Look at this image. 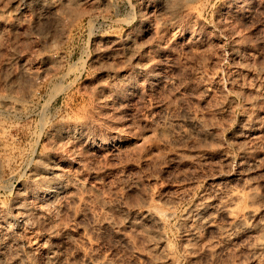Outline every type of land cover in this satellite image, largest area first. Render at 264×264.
<instances>
[{"label": "rangeland", "instance_id": "1", "mask_svg": "<svg viewBox=\"0 0 264 264\" xmlns=\"http://www.w3.org/2000/svg\"><path fill=\"white\" fill-rule=\"evenodd\" d=\"M64 4L0 0V264H264V0Z\"/></svg>", "mask_w": 264, "mask_h": 264}, {"label": "bare ground", "instance_id": "2", "mask_svg": "<svg viewBox=\"0 0 264 264\" xmlns=\"http://www.w3.org/2000/svg\"><path fill=\"white\" fill-rule=\"evenodd\" d=\"M41 1H43V0H41ZM44 1H46L47 3H49L50 4V7L52 6L54 9L55 8H58V6L59 7H61V5L63 4V6L65 5L64 3H66V5H67V2H70V1H72V0H44ZM45 3V2H44ZM129 49V48H128ZM138 60V59H137ZM136 60V61H137ZM149 64V63H148ZM139 65V64H138ZM142 65V64H141ZM144 66V65H143ZM145 69V68H144ZM120 80V79H119ZM124 82V81H123ZM5 102V101H4ZM67 132V131H66ZM65 135V134H64ZM62 136V135H61ZM70 136V135H69ZM69 136H65L66 138L68 137V139H69ZM70 140V139H69ZM73 140V139H72ZM52 168H51V170H52V172L53 173H57V172H59V168H58V166H57V164H53L52 166H51ZM61 173V172H60ZM36 174V173H35ZM62 174V173H61ZM40 175V174H39ZM56 176H57V178L56 179H54V180H52V181H45V186H47V188H50L51 186H56L55 188H57V189H61V186H62V183H60L59 182V180H60V175L59 174H56ZM38 177V176H37ZM44 178V177H43ZM33 180V179H32ZM62 180V179H61ZM41 184V183H40ZM71 185V184H70ZM44 186V185H43ZM235 196V195H234ZM236 196H239L238 194H236ZM235 196V197H236ZM247 196H249V195H247ZM251 196V195H250ZM249 196V197H250ZM234 197V198H235ZM240 197V196H239ZM254 197V196H253ZM234 198H233V200H234ZM236 198H238V197H236ZM231 199V198H230ZM252 199V198H251ZM253 200V199H252ZM249 202V201H248ZM239 203V202H238ZM251 203V202H250ZM28 206V205H27ZM230 206V205H229ZM235 206V205H234ZM18 207V206H17ZM223 207V206H222ZM212 208H213V206H212V204H206L203 208H201L198 212H197V219L198 220H196V221H198V222H200L201 223V227L202 226H213L214 225V223H215V221H214V217L209 213V211L211 212V210H212ZM230 208V207H229ZM20 209V208H19ZM199 209V208H198ZM255 209V208H254ZM23 212H25L26 210H27V208H25V209H21ZM238 210V209H237ZM27 211H29V209L27 210ZM236 211V210H235ZM247 211V210H246ZM18 212V211H17ZM23 212H21V213H23ZM153 212V211H152ZM152 212H149V210H148V212L144 215L146 218L148 217L149 219L150 218H152L153 219V217H154V214L152 213ZM230 212V211H229ZM228 212V213H229ZM18 214H19V212H18ZM27 214V213H26ZM214 214H215V212H214ZM248 214H249V216H255V215H257V212H254V211H249L248 212ZM20 215V214H19ZM231 215V214H230ZM256 217V216H255ZM25 218V217H24ZM240 218H242V217H240ZM240 218H236L235 220H234V222L235 223H238V225L239 224H243L245 221L243 220V219H240ZM157 220V219H156ZM195 223V222H194ZM200 223H198L199 225H200ZM7 225V224H6ZM232 225V224H231ZM244 225V224H243ZM242 225V226H243ZM4 226V225H3ZM197 226V225H196ZM256 226V225H255ZM259 226V225H258ZM7 227V226H6ZM5 227V228H6ZM3 229V228H2ZM227 235V234H226ZM228 240V239H227Z\"/></svg>", "mask_w": 264, "mask_h": 264}]
</instances>
